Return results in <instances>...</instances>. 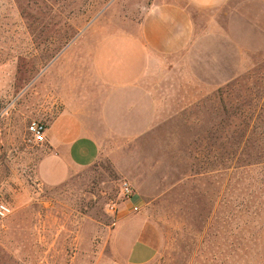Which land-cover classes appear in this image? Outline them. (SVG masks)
<instances>
[{"label": "rangeland", "instance_id": "374dc122", "mask_svg": "<svg viewBox=\"0 0 264 264\" xmlns=\"http://www.w3.org/2000/svg\"><path fill=\"white\" fill-rule=\"evenodd\" d=\"M153 3L183 0H0L7 33L24 46L18 71H0V95L15 75L28 109L35 66L64 62L80 35L138 31ZM187 11L191 38L155 73L164 82L156 118L134 119L135 101L133 129L104 137L92 166L41 184L35 152L26 169L7 165L0 137V198L12 207L0 218V264H126L109 237L130 218L157 246L148 264H264V0ZM122 181L136 204L121 196Z\"/></svg>", "mask_w": 264, "mask_h": 264}, {"label": "crops", "instance_id": "0c3cea01", "mask_svg": "<svg viewBox=\"0 0 264 264\" xmlns=\"http://www.w3.org/2000/svg\"><path fill=\"white\" fill-rule=\"evenodd\" d=\"M225 1L153 3L147 7L138 31L80 35L83 37L74 41L76 46L64 62L50 70L47 65L35 66L30 86L35 91L34 100L28 109L23 108L26 86L16 87L15 75H9L11 85L0 95L5 114L0 121V137L10 145L7 165L11 162L20 170L26 169L31 159L28 151L33 150L37 179L41 184L58 185L76 169L90 167L99 159L104 137L118 134L117 130L125 125L133 129L129 118L135 101L140 103L134 119L156 118V88H162L164 82L157 85L155 73L162 71L165 61L179 53L191 38L187 7L212 8ZM7 22V16L0 15V58L6 59H0V71L16 73L19 66L14 57L24 46L21 37L12 38L7 33ZM32 120L45 125V140L40 144L28 140L27 125ZM138 201L134 193L131 203ZM130 219L133 222L127 227L118 222L111 229L112 254L126 264H148L156 257L157 246L142 236L141 223Z\"/></svg>", "mask_w": 264, "mask_h": 264}, {"label": "built area", "instance_id": "2783aa9c", "mask_svg": "<svg viewBox=\"0 0 264 264\" xmlns=\"http://www.w3.org/2000/svg\"><path fill=\"white\" fill-rule=\"evenodd\" d=\"M9 106H7L8 109ZM5 111V110H4ZM27 133L29 135L28 140L33 141L35 143H42L45 140V125L36 120H32L27 125ZM120 194L127 201H131L134 192L133 189L127 181H122L119 186ZM113 206H111V209ZM138 207L133 206V210L137 211ZM12 213V208L9 204L0 200V218H5Z\"/></svg>", "mask_w": 264, "mask_h": 264}]
</instances>
